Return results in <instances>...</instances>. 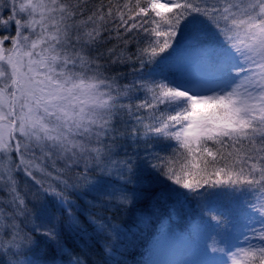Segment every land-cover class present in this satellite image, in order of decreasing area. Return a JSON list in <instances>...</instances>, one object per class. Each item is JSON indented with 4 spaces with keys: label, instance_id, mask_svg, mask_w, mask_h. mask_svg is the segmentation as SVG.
<instances>
[{
    "label": "snow or ice",
    "instance_id": "snow-or-ice-1",
    "mask_svg": "<svg viewBox=\"0 0 264 264\" xmlns=\"http://www.w3.org/2000/svg\"><path fill=\"white\" fill-rule=\"evenodd\" d=\"M193 207L201 264H264V0H0V264H126Z\"/></svg>",
    "mask_w": 264,
    "mask_h": 264
},
{
    "label": "rangeland",
    "instance_id": "rangeland-1",
    "mask_svg": "<svg viewBox=\"0 0 264 264\" xmlns=\"http://www.w3.org/2000/svg\"><path fill=\"white\" fill-rule=\"evenodd\" d=\"M197 216L198 211L193 207L175 218L171 236L165 239L154 237L148 244L144 259L148 257V250L153 249L148 257L150 264H201L206 257L202 251L194 252L192 240L198 239L204 246H207L210 241L200 238L194 230ZM184 225L190 229L189 233L185 231Z\"/></svg>",
    "mask_w": 264,
    "mask_h": 264
},
{
    "label": "trees",
    "instance_id": "trees-1",
    "mask_svg": "<svg viewBox=\"0 0 264 264\" xmlns=\"http://www.w3.org/2000/svg\"><path fill=\"white\" fill-rule=\"evenodd\" d=\"M116 220L115 222L120 224L131 225V216L129 214H115ZM142 230H138L136 227L132 228V231L137 233L136 239L134 243L136 244L132 249H130L124 255V260L126 264H144V257L147 253L148 244H150L151 240L156 237V230L154 228H144ZM184 229L187 233H189L188 227L184 225Z\"/></svg>",
    "mask_w": 264,
    "mask_h": 264
}]
</instances>
